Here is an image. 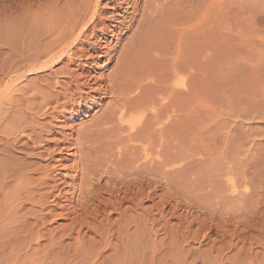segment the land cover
Instances as JSON below:
<instances>
[{"label":"rangeland","instance_id":"1","mask_svg":"<svg viewBox=\"0 0 264 264\" xmlns=\"http://www.w3.org/2000/svg\"><path fill=\"white\" fill-rule=\"evenodd\" d=\"M144 1H139L140 10ZM172 1L170 8L173 9L169 8L161 19L152 22L147 27L151 29L138 33L140 11L134 15L133 8L129 7L124 14V7L129 6L122 4L124 0H0L1 14L17 11L19 18L8 20V25L16 26L5 29L8 40L18 45L17 48L27 42L31 33L38 35L49 28L39 14L40 9L41 12L50 10L53 22L61 23L63 18L70 19L78 9L93 2L89 10L91 14L96 12L103 22L97 29L107 26L112 30L107 35V43H103L104 50L118 49L119 53L121 45L137 32L139 51L136 48V57L133 55L135 74L153 72L151 75L166 74L172 78L175 74L173 80L178 88L173 112L178 131L174 168L168 177L163 169L158 173L163 172L157 176L154 201L148 198L149 191L145 187L146 195L143 194L139 209L140 238L131 225V204L126 203L123 208L128 206L130 213L122 214L124 219L119 216L120 211L112 215L111 237L106 225L102 228L97 222L89 223L85 230L96 228L88 231L78 243L64 234L70 220L57 215L47 219L51 231L42 240L43 244L35 246L33 241L32 248L23 244L22 251L19 247L11 248L8 227L12 226L11 219L16 218L10 214V201L6 199L8 204L5 201L14 192L10 187L0 194V218H4L0 219V264H93L90 263L93 260L100 264H264V0ZM32 12L35 14L30 15ZM55 12H60L59 16ZM114 17L116 21L112 20ZM94 20H90V24ZM23 31L26 34H22ZM7 33L11 35L8 37ZM101 37L100 34L91 38L90 42L100 41ZM107 57L95 63L98 74L109 73L115 64L114 60L109 65ZM31 76L29 79L35 78ZM183 79L186 88L181 85ZM95 110L80 115L70 124L79 128ZM66 163L52 161L51 164H57L53 174L64 176L69 184L74 171L66 168L70 164ZM8 192L9 196L5 194ZM62 212L65 211H55L56 214ZM50 219L57 222L51 223ZM128 225L132 226H129L131 230ZM97 251L102 252L103 258L93 257Z\"/></svg>","mask_w":264,"mask_h":264},{"label":"bare ground","instance_id":"2","mask_svg":"<svg viewBox=\"0 0 264 264\" xmlns=\"http://www.w3.org/2000/svg\"><path fill=\"white\" fill-rule=\"evenodd\" d=\"M139 1L124 0L122 3L129 5L124 7V14L128 13L129 7L133 8L134 13L140 11L142 17L138 22V33L161 19L173 5L172 0H145L140 10ZM89 5H84L78 11L76 9V13L69 16L70 19L63 18L66 22L62 25V17L61 23H54L50 10L43 9L41 12L38 9L45 22L40 20L45 25L49 24V28L38 35H28L29 39L20 44L21 48L12 45L5 32L8 26L11 27L8 22L19 18L17 11L10 9L9 12L0 13V194L10 187L14 191L11 190L10 197L5 198V201H10V214L16 218H10L12 226L8 227L11 248L14 249H21L23 244L32 248L33 241L35 246L43 244L42 240L51 231L47 227L49 216H65L70 220L64 234L77 242L84 240L88 231L96 228L90 230L87 227L85 230L89 223L97 222L102 228L106 225V232L110 234L111 221L114 220L112 215L120 211L121 217L130 211L128 206L123 208L126 203L131 204L133 213L129 217H132L134 234L139 237L142 230L139 209L144 190H147L145 187L149 191L148 198L154 201L157 176L163 172L158 173L163 169L167 177L172 174L178 135L173 114L178 89L173 80L175 74L173 78L162 73V77L155 73L151 75L153 72L148 75L135 74L134 53L139 45L135 38L137 32L121 45L119 53L118 49L104 50L106 46L103 43H107V35L112 30L101 25L97 29V25H103V22L96 12L92 11L91 14ZM28 12L26 10L25 13ZM92 19L95 20L90 24ZM21 20L19 23H22ZM112 20L117 19L114 17ZM24 31L22 34H26ZM88 31L91 34H87ZM100 34V41L90 42L91 38ZM105 56H108L109 65L114 60L115 64L109 73L98 74L95 63ZM31 75H35V78L29 79ZM181 85L187 87L185 79ZM181 91L186 94L185 89ZM94 110L86 124L79 128L70 124L80 115ZM64 128L70 132H65ZM30 158L37 161L32 162ZM52 161L57 164L64 161L70 163L65 167L74 171L71 178L66 175L72 180L71 183L67 184L70 181L64 176L53 174L57 164L53 166ZM67 186L68 190L65 189ZM5 194L9 196V192ZM58 209L65 212L56 214ZM49 222L57 221L52 219ZM3 224L7 227L6 223ZM14 236L17 237L12 239ZM93 257L103 258L102 252L97 251ZM90 263L100 264L98 260Z\"/></svg>","mask_w":264,"mask_h":264}]
</instances>
